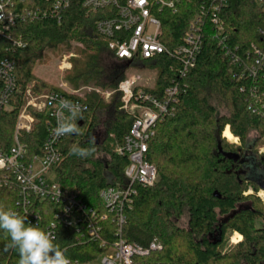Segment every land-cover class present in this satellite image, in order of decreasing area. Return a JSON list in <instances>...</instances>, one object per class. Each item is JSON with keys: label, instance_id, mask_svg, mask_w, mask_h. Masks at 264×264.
Instances as JSON below:
<instances>
[{"label": "trees", "instance_id": "16d2710c", "mask_svg": "<svg viewBox=\"0 0 264 264\" xmlns=\"http://www.w3.org/2000/svg\"><path fill=\"white\" fill-rule=\"evenodd\" d=\"M200 3L201 0H188L176 14L169 10L159 13L163 25L160 39L167 47L182 43ZM47 4L45 0L16 1L21 12L36 11ZM103 17L104 11L90 12L74 2L61 20L41 16L17 25L15 33L26 41V48L13 49L7 41L0 40V60H16L20 90L16 108L0 111V133L10 138L23 92L32 81L36 94L57 91L80 100L87 109L84 119L77 120L81 134L64 137L60 146L62 161L54 171L58 184L77 191L98 208L102 207L99 194L104 188L126 183L128 158L116 149L134 122L133 115L121 109L122 94L117 91L132 66L118 60L107 41L96 33L95 25ZM219 18L224 33L217 35L216 27L208 26L197 65L185 78L178 73L180 62L175 56L164 54L153 62L142 63L155 68L157 74L151 85L140 84L135 91L142 88L160 97L168 86L182 85L175 115L157 124L150 142L147 159L157 167V181L151 187L136 185L138 193L127 211L122 233L127 242L143 247L154 241L162 245L160 250L135 257L138 264H264V199L258 196L264 190V151L258 153L256 142L248 139L251 131L264 139V96L261 94V101H257L252 93L255 80H264V69L256 76L243 70L254 63L247 59L251 46L264 49V6L258 0H227ZM74 44L82 49L70 59L72 68L66 72L69 83L74 88L90 83L114 90L110 103L105 104L95 92L69 94L36 76L34 70L39 62L70 52ZM232 56L238 61L234 63ZM220 106L224 108L222 114L218 112ZM250 107L259 113H252ZM103 115H107L105 120ZM37 117V128L27 138L35 142L31 144L33 152L39 151L47 134L45 116ZM102 124L105 134L100 142L97 134ZM226 127L238 138L239 145L222 137ZM93 137L95 144L90 143ZM74 145L94 148V154L82 159L72 153ZM251 162L257 172H262L261 177H255ZM245 165H250L251 170H243ZM250 188L253 192L246 195ZM17 196V189H1L0 207L13 210ZM43 212L39 227L46 231L53 216L51 211ZM104 225L103 235L111 243L115 227L108 222ZM218 230L221 241L213 243L209 235ZM230 232L242 238L228 248ZM55 243L67 250L71 260L83 264L94 261L104 251L97 242L79 244L70 229L62 230ZM9 245L10 237L0 230V264H18V251Z\"/></svg>", "mask_w": 264, "mask_h": 264}, {"label": "built area", "instance_id": "2783aa9c", "mask_svg": "<svg viewBox=\"0 0 264 264\" xmlns=\"http://www.w3.org/2000/svg\"><path fill=\"white\" fill-rule=\"evenodd\" d=\"M16 1L0 0V40L7 41L13 49L27 46L22 36L15 33L17 25L33 22L41 16L61 20L63 12L77 2L90 12L104 11L105 17L97 21L95 30L107 41L108 49L118 60L134 66L143 65V61L153 62L164 54L175 56L180 62L178 73L184 78L197 65L208 26H215L217 35L224 33L219 11L227 4V0H201L199 12L189 24L182 43L169 48L160 39L163 25L159 13L169 10L176 14L188 0H45L46 7L24 12L19 10ZM258 2L264 6V0ZM71 56L64 57L59 67L61 70L71 68ZM231 59L234 63L238 61L236 56ZM247 59L254 63L243 67L244 73L256 76L264 69V49L252 45ZM141 80L139 75L127 73L117 89L122 94L121 109L134 117L130 132L116 149L119 155L128 158L124 170L126 183L104 188L99 194L101 208L85 201L77 191L58 184L54 171L62 161L60 146L65 137L56 138L52 133L56 127L58 102L67 99L84 105L80 100L57 91L36 94L35 81H32L23 92V103L18 108L10 138L0 133V190L17 189L13 210L27 217L26 223L40 225L44 220L43 211L48 210L53 218L47 223L46 231L52 232L56 239L62 230L70 229L79 244L99 243L104 251L94 261L84 264H138L135 257L162 249L157 241L148 247L129 243L122 233L127 211L132 208L138 193L136 185L151 187L157 181V167L147 159L150 142L156 134L157 124L175 115L182 84L168 86L163 95L157 97L145 93L142 88L135 91V87L142 84ZM255 82L252 93L257 101H261L264 80L257 78ZM0 84V111H11L16 108V98L20 97L15 59L6 57L0 60ZM184 85L187 86L186 82ZM96 91L103 93L105 99L112 95L111 91ZM252 113L258 114L259 111L252 108ZM38 114L45 116L47 134L39 151L33 152L31 144L35 142L27 138L37 128ZM263 151L261 148L260 153ZM260 191L264 193V190ZM252 192L250 188L245 194ZM106 222L115 227V239L111 243L103 235ZM72 261L73 264H83Z\"/></svg>", "mask_w": 264, "mask_h": 264}, {"label": "clouds", "instance_id": "9594fccd", "mask_svg": "<svg viewBox=\"0 0 264 264\" xmlns=\"http://www.w3.org/2000/svg\"><path fill=\"white\" fill-rule=\"evenodd\" d=\"M86 106L67 99H61L55 112L56 127L52 129L54 137L80 135L81 127L77 120L84 119ZM95 144V138L90 140ZM72 153L82 159L94 154V148L74 145ZM27 217H22L12 209L0 207V230L10 237L9 247L15 248L19 254L18 264H73L62 249L55 243L56 237L50 231H45L38 224L26 223Z\"/></svg>", "mask_w": 264, "mask_h": 264}, {"label": "rangeland", "instance_id": "374dc122", "mask_svg": "<svg viewBox=\"0 0 264 264\" xmlns=\"http://www.w3.org/2000/svg\"><path fill=\"white\" fill-rule=\"evenodd\" d=\"M78 49H82L79 45L77 44H74L72 46V49L70 52H66L64 53L63 55H58V56H51L49 57V59L47 61H44V62H39L37 65H36V68L34 70L36 76H38L39 78L41 79H45L47 81H49L50 83L56 85V86H59L61 88H63L65 91H67V93L69 94H73L74 92H77L78 94H85V93H92V92H95V93H98L101 97H102V100L104 101L105 104H108L110 103L111 99H112V96L114 94V90H109V89H102L94 84H80V87L79 88H74L68 81V79L66 78V72L71 70L72 68V63H71V68L70 69H65V70H61L59 67H60V64L61 62L63 61L64 57L67 56V55H72L70 59H72L73 57L77 56V50ZM105 59L106 61H109L108 57L105 56ZM128 73H134L136 75H139L141 77V81L140 83H142L143 85L145 86H148V85H151L153 83V80L155 79L156 77V74H157V70L155 68H152L151 66H143V65H134L132 67H130ZM99 89L101 90L102 92H106V91H111L112 92V95L109 97V99H105V97L103 96V93H99L97 92L96 90ZM121 103H122V96H121ZM224 108H222L221 106L218 107V112L220 114L223 113V110ZM106 116L107 115H103V119L105 120L106 119ZM230 130V128H229ZM224 133V132H223ZM104 134H105V127L104 125H100L99 127V130H98V134H97V139L98 141H102L103 138H104ZM222 137H225L223 134H222ZM237 138V137H236ZM225 139L231 143V144H235V145H239L240 144V141L237 140V142H231L229 141L226 137ZM238 139V138H237ZM248 139L249 141H255L256 142V147L258 149V153H260V149L264 148V139L263 138H259L258 135H257V132L255 131H251L249 133V136H248ZM253 163L251 162V167L253 170V173L256 174L255 177L259 178L261 177V174L262 172L261 171H258L256 170V168L254 166H252ZM250 190V189H248ZM250 194V193H248ZM247 195V194H246ZM260 195H261V199H264V193H262V191H260ZM259 196V195H258ZM183 223V220L181 221ZM237 232H230L227 234V237L229 238L228 241H227V244L226 246L229 248L231 247L232 245L238 243V241L236 240H233L234 239V236L236 235Z\"/></svg>", "mask_w": 264, "mask_h": 264}, {"label": "bare ground", "instance_id": "6f19581e", "mask_svg": "<svg viewBox=\"0 0 264 264\" xmlns=\"http://www.w3.org/2000/svg\"><path fill=\"white\" fill-rule=\"evenodd\" d=\"M223 135L231 142H237V138L230 132L229 127H226V129L224 130ZM242 238V236L239 233H236V235L234 236L233 240H240Z\"/></svg>", "mask_w": 264, "mask_h": 264}, {"label": "water", "instance_id": "95a60500", "mask_svg": "<svg viewBox=\"0 0 264 264\" xmlns=\"http://www.w3.org/2000/svg\"><path fill=\"white\" fill-rule=\"evenodd\" d=\"M209 237H210V238L213 237V239H212V242H213V243H218V242L221 241V231H220V230L215 231V232L211 233V234L209 235Z\"/></svg>", "mask_w": 264, "mask_h": 264}, {"label": "flooded vegetation", "instance_id": "af4514ba", "mask_svg": "<svg viewBox=\"0 0 264 264\" xmlns=\"http://www.w3.org/2000/svg\"><path fill=\"white\" fill-rule=\"evenodd\" d=\"M243 170L250 171V170H251V169H250V165H245Z\"/></svg>", "mask_w": 264, "mask_h": 264}]
</instances>
